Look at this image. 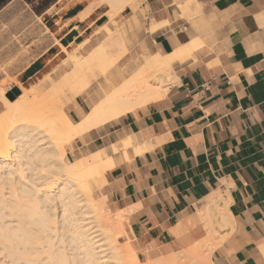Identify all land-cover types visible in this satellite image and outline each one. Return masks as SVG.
<instances>
[{"label": "crops", "instance_id": "crops-1", "mask_svg": "<svg viewBox=\"0 0 264 264\" xmlns=\"http://www.w3.org/2000/svg\"><path fill=\"white\" fill-rule=\"evenodd\" d=\"M108 11L98 0H55L39 11L36 19L48 24V46L22 70L20 83L58 60L62 48L83 43L81 50L90 51L106 36L105 26L118 31L125 49L104 76L109 83L120 84L131 61L137 68L191 41L201 46L172 62L174 80L162 98L72 141L66 160L109 150L131 135L147 145L138 155L129 150L127 160L109 151L114 166L100 188L110 211H126L143 262L203 240L200 209L208 194L220 191L229 199L232 225L216 228V239L226 238L209 264H264V0H140L114 24ZM18 30L17 36L27 34L32 26ZM101 95L88 89L74 102L86 112L87 100ZM68 112L79 119L71 105Z\"/></svg>", "mask_w": 264, "mask_h": 264}, {"label": "bare ground", "instance_id": "bare-ground-1", "mask_svg": "<svg viewBox=\"0 0 264 264\" xmlns=\"http://www.w3.org/2000/svg\"><path fill=\"white\" fill-rule=\"evenodd\" d=\"M98 1L108 6L113 20L126 7L134 8L135 0ZM103 30L106 36L86 55L80 54L83 43L72 52L62 48L67 56L62 62L71 67L62 79L66 82L61 86L66 85L64 91L60 87L55 95H42V87L51 77L44 74L39 83L30 87L17 85L20 94L13 101L2 97L6 111L0 120V221L10 218L16 223L0 224V249L7 252L12 264L19 258H24L25 264H209L212 251L226 238L217 240L216 228L232 225L229 199L224 192L216 191L204 198L205 205L199 213L207 232L203 240L185 252L146 259L143 263L132 243L126 211L112 212L105 197L95 199L90 180H103L114 166L112 154H121L127 160L129 150L138 155L147 145L140 144L133 135L126 136L110 145L109 150L101 148L65 162V143L162 98L167 84L174 80L172 62L186 59L189 52L201 46L195 40L176 48L169 56L147 57L120 84L104 80L103 95L88 99L89 109L83 112L74 100L85 96L90 88L89 78L96 70L103 75L125 53L118 31L106 26ZM65 104L77 110V121L64 111ZM40 233L45 234L41 249L46 256L38 261L41 253L33 246L40 244ZM51 233L60 239L52 240ZM121 238L124 243H120ZM261 251L264 255V247Z\"/></svg>", "mask_w": 264, "mask_h": 264}, {"label": "rangeland", "instance_id": "rangeland-1", "mask_svg": "<svg viewBox=\"0 0 264 264\" xmlns=\"http://www.w3.org/2000/svg\"><path fill=\"white\" fill-rule=\"evenodd\" d=\"M54 1L55 0H43V1H38V2L26 3L23 0H3L0 3V92L2 90L4 91V94L0 93V120L3 118L4 113L6 111L5 106L2 103V97H7L8 99H10V97H13V99H16V97H18V95L20 94L19 92V94L16 95V93L14 92V89L17 88V85H22L23 87H30V85L32 84L39 83V80H35L36 77L41 76L44 73L50 74L52 78L49 77V79L50 80L52 79L51 81L53 82H50V80L48 81L52 84L50 85L49 82L48 83L46 82L42 87V95L46 97L52 94L55 95V93L58 90H60L59 88L62 86V83L66 84L65 80L63 81L62 79H65L64 77L70 73L71 67L62 62L67 57L66 54L64 53L59 56L58 60H56L55 62L51 63L49 66L44 68L35 77L25 81L23 84L20 83L21 77L19 74L22 72V70L36 56L41 54L48 46V44L44 43L46 41V38H48L49 36V31L45 29L46 26H48V24H46L42 18L37 20L35 15H37L39 11L43 10L45 7H48L49 5H51ZM139 1L140 0L134 1V8H131L132 10H134L139 5ZM99 4L101 3L99 2ZM51 12H53V10ZM107 16L109 17L110 22L114 24L115 18L117 16L113 20L111 19L110 14L108 12H107ZM24 24L28 26L31 25L32 31H28L27 34L23 33L22 35L17 36L16 33L17 31H19L18 29ZM9 25L11 26L9 27ZM99 42L100 40H98L97 43ZM75 49H76V46H73L72 48L68 49V51L72 52ZM89 49L90 48L82 49L80 51V54L86 55L92 50L91 49L89 51ZM108 50L112 51L111 48H108ZM114 66L115 65H113L108 70H106V72L103 75L100 71L96 70V72L94 73V76L89 78L90 91H96L98 89V91L101 92L100 89H102V87L104 86L103 84L104 76ZM135 67L136 65L134 64L133 61H131L129 66H126V67L123 66V70L128 75L130 71L133 70ZM34 80L35 82H33ZM172 82L173 80H171L170 83ZM65 89H66V85L64 87H61V91H64ZM69 106H70L69 104H65L63 106L64 111L68 115H69V112H68ZM71 142L64 144L63 148H64L65 154L67 150L66 147ZM65 154H64V157H65ZM65 162L70 163L71 161L69 162L65 158ZM102 179L103 180H101L100 177H95L92 180H90V187L92 189L93 195L95 196V199L97 200L101 198L102 193H101L100 188L105 184L104 176ZM4 221L6 223H10L13 226H15V223H16L15 220H11L10 218H6ZM4 221H0V224L4 223ZM24 222H25V219H24ZM49 236L52 237V240L54 239L55 241L57 240V237L58 239H60L59 237H61V236H58V234L54 236L53 233L49 234ZM37 240L40 244H36L33 247L37 249L35 250L36 252L41 253V255L38 258V261H39L41 258L46 256V254L42 253V249H41L42 246H44L45 234L40 233ZM119 241L120 243L125 242L122 238L119 239ZM62 245H63L62 247H64V243ZM139 259L143 261L142 258L139 257ZM146 259L147 258H145V260ZM24 260H25L24 258H21V259L19 258V260L15 262L14 264H25ZM145 260L144 262H146ZM11 261L12 260L10 257H8L7 252L0 249V264H10Z\"/></svg>", "mask_w": 264, "mask_h": 264}, {"label": "water", "instance_id": "water-1", "mask_svg": "<svg viewBox=\"0 0 264 264\" xmlns=\"http://www.w3.org/2000/svg\"><path fill=\"white\" fill-rule=\"evenodd\" d=\"M14 92L16 93V95H18V94H19V91H18V89H17V88H15V89H14ZM10 99L12 100V99H13V97H10Z\"/></svg>", "mask_w": 264, "mask_h": 264}, {"label": "trees", "instance_id": "trees-1", "mask_svg": "<svg viewBox=\"0 0 264 264\" xmlns=\"http://www.w3.org/2000/svg\"><path fill=\"white\" fill-rule=\"evenodd\" d=\"M3 0H0V3L2 2ZM26 3H31L33 0H24Z\"/></svg>", "mask_w": 264, "mask_h": 264}]
</instances>
